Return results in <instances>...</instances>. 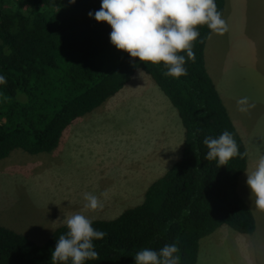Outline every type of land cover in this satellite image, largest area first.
I'll return each mask as SVG.
<instances>
[{"label":"trees","instance_id":"obj_1","mask_svg":"<svg viewBox=\"0 0 264 264\" xmlns=\"http://www.w3.org/2000/svg\"><path fill=\"white\" fill-rule=\"evenodd\" d=\"M223 13L224 0H215ZM100 0H0V161L20 150L49 153L63 131L116 95L137 70L155 83L183 129L181 156L146 189L139 205L111 220H92L106 233L94 240L98 259L85 264H134V254L176 243L179 264H196L199 241L222 226L251 235L255 220L236 192L247 168V150L209 77L198 26L195 61L187 75L166 76L162 64L139 62L110 44L111 31L87 13ZM183 54V53H180ZM232 133L239 154L220 166L205 158L206 136ZM66 225L43 244L0 226V264H53L51 250Z\"/></svg>","mask_w":264,"mask_h":264},{"label":"rangeland","instance_id":"obj_2","mask_svg":"<svg viewBox=\"0 0 264 264\" xmlns=\"http://www.w3.org/2000/svg\"><path fill=\"white\" fill-rule=\"evenodd\" d=\"M260 1L224 0L222 17L227 30L212 32L204 47L207 73L224 99L222 85L224 75L229 74V113L247 150V168L237 180L236 192L254 217L255 232L243 235L220 227L199 241L196 264H264V210L251 205L245 184L246 173L254 170L259 155L264 154V4ZM158 94L160 105L156 104ZM242 97L252 105L244 112L237 105ZM111 98L101 107L110 111L101 113L99 121L72 130L76 140L73 147L64 145L61 136L49 153L31 156L17 150L0 161V226L43 243L70 215L81 213L92 220H111L141 203L147 187L165 170L157 177L156 173L145 176L142 169L130 163L126 147L145 145L151 136L157 143L163 138V144L170 143L171 134L180 140L183 129L176 111L142 70H137ZM109 128L115 138L102 145L113 146L116 162L97 165V172L91 165L80 164L82 141L104 137ZM173 160L169 157L167 164ZM113 167L119 170L112 174L108 168ZM85 193L96 195L102 207L86 209ZM246 242L250 243L243 248Z\"/></svg>","mask_w":264,"mask_h":264},{"label":"clouds","instance_id":"obj_3","mask_svg":"<svg viewBox=\"0 0 264 264\" xmlns=\"http://www.w3.org/2000/svg\"><path fill=\"white\" fill-rule=\"evenodd\" d=\"M87 15L110 27L108 39L115 49L139 62L162 64L166 69L163 74L173 78L187 75L186 58L195 61L193 42L200 35L198 26L216 33L227 30L215 0H100L99 9ZM6 83L5 76L0 74V85ZM237 105L241 112L252 106L247 97L240 98ZM202 143L207 148L205 158L216 160L220 166L239 154L228 130L217 137L206 136ZM245 184L251 205L264 210V154L259 155L254 170L246 173ZM84 200L86 209L102 207L96 195L85 193ZM92 224V219L81 213L66 218L67 231L51 250L53 264H85L98 259L93 241L103 239L106 233ZM178 253L177 244L171 243L159 250L143 248L134 254L133 260L134 264H179Z\"/></svg>","mask_w":264,"mask_h":264},{"label":"crops","instance_id":"obj_4","mask_svg":"<svg viewBox=\"0 0 264 264\" xmlns=\"http://www.w3.org/2000/svg\"><path fill=\"white\" fill-rule=\"evenodd\" d=\"M260 2H262L264 4V0H261ZM258 62H259V60H257L256 65H258ZM205 66H206V68H208L207 64H205ZM211 80H212V78H211ZM227 81H229V74L228 73L224 75V84L222 85V87L225 88L224 93L226 94L225 99H224L221 95L220 90L217 89L215 81L213 82V80H212L214 87H215V89H216V91H217L226 111H227V114H228V116H229V118L233 124L231 115L229 113L230 102L232 101V98L230 96L231 84L230 83L227 84ZM157 97H159V99H158V102H156V104L160 105V103H161L160 94H158ZM112 99L113 98H111L110 101ZM108 101H106L105 103H107ZM101 107H102V105L100 107H98L97 109H95L94 111H92L91 113H89L83 117L77 118L63 131L61 136L64 139V142H65L64 145H66L67 147L69 145H71L72 147L74 146L76 140L74 139L75 135L72 134V130H74V129L78 130L80 128L87 127L91 123L96 122V120H98L101 117V113H107L110 111V110H103ZM166 110L168 111V108ZM95 111H98V112L95 113ZM96 128H97V132H99V127L97 126ZM109 130H110L109 132H106L104 134V137L99 135V136H94L93 138H88L87 140L84 139L82 141L83 143L80 144L81 145V152H79V154H78V162L81 161L80 164L86 163L87 165H91L90 166L91 170H94L95 172H97V171H99V169L95 168L97 165H99L101 163L106 164V162L107 163H113V160H114V162H116L115 158L118 155L115 154L116 150L113 148V146L110 144V146H108L107 148H103V145H102L103 141L104 142L109 141L108 143H111L115 138L112 128H109ZM106 134H109V135H106ZM173 137H174L173 134H171V137H168L170 139V143H167V144H166V142L164 144L162 143L163 138L160 139L159 143L154 142V138L151 136L148 138V141L146 140L148 143L145 145L144 144H135L131 149L129 147H126L128 155L129 156L131 155V157L129 158L130 163H133L135 168H137V166H138L140 169H142L144 171L145 176L150 175L152 177L154 175V173H156V177H157L160 173H162L164 170L166 171L169 166H171L173 163H175L176 161H178L180 159L183 137H181L180 140H179V138H173ZM157 144H159V145H157ZM142 146H144V147H142ZM14 152H16V151H14ZM14 152H12L10 154V156ZM169 157L170 158L174 157V160L170 164H167V160L169 159ZM8 158H6V159H8ZM138 158L140 159L139 160L140 164H136L137 163L136 160ZM108 169H110L112 174H113V172H116L119 170V169L115 170L114 167L108 168ZM158 177H160V176H158ZM144 193H143V195H144ZM63 225H65V224H63ZM8 229H10V228H8ZM34 243L43 244L42 242H37V241ZM249 243L250 242H246L244 244L243 248L246 247L247 245H249ZM198 259H199V257H197V261H198ZM197 261H196V263H197Z\"/></svg>","mask_w":264,"mask_h":264}]
</instances>
